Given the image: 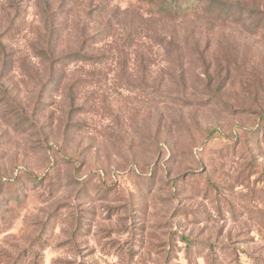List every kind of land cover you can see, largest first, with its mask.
Segmentation results:
<instances>
[{"label": "rangeland", "instance_id": "rangeland-1", "mask_svg": "<svg viewBox=\"0 0 264 264\" xmlns=\"http://www.w3.org/2000/svg\"><path fill=\"white\" fill-rule=\"evenodd\" d=\"M224 1L0 0V264H264V0Z\"/></svg>", "mask_w": 264, "mask_h": 264}, {"label": "trees", "instance_id": "trees-1", "mask_svg": "<svg viewBox=\"0 0 264 264\" xmlns=\"http://www.w3.org/2000/svg\"><path fill=\"white\" fill-rule=\"evenodd\" d=\"M141 4H144L150 14L153 16H168L170 18H176L179 16L188 18L191 16H199L203 11L204 6H212L216 3L226 4L228 1L224 0H189L192 1L189 7L181 8L183 3L181 0H138ZM14 2V1H12ZM80 57L84 61H99L98 58H94L85 53L72 54V58Z\"/></svg>", "mask_w": 264, "mask_h": 264}]
</instances>
